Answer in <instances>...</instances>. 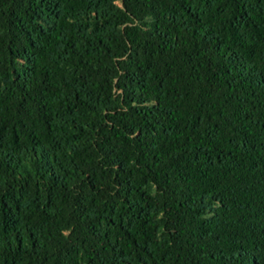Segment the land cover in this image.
Segmentation results:
<instances>
[{"label": "trees", "instance_id": "obj_1", "mask_svg": "<svg viewBox=\"0 0 264 264\" xmlns=\"http://www.w3.org/2000/svg\"><path fill=\"white\" fill-rule=\"evenodd\" d=\"M0 264H264V0H0Z\"/></svg>", "mask_w": 264, "mask_h": 264}]
</instances>
